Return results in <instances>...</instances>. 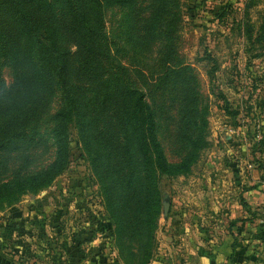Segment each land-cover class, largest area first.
Masks as SVG:
<instances>
[{
	"label": "rangeland",
	"instance_id": "1",
	"mask_svg": "<svg viewBox=\"0 0 264 264\" xmlns=\"http://www.w3.org/2000/svg\"><path fill=\"white\" fill-rule=\"evenodd\" d=\"M126 12L105 4L104 44L145 92L167 160L181 161L198 141L187 174L159 179L169 210L165 217L161 209L147 264H178L188 234L220 241L264 216V0H163L150 26L138 22L134 30ZM12 78L0 59V91ZM61 104L54 86L43 110L23 117L22 131L0 146V182L53 160L51 117ZM70 140L69 164L50 185L0 209V246L8 244L0 264L68 262L63 243L81 245L86 257L78 264H93V255L125 264L73 127ZM126 241L138 251L136 235Z\"/></svg>",
	"mask_w": 264,
	"mask_h": 264
},
{
	"label": "trees",
	"instance_id": "2",
	"mask_svg": "<svg viewBox=\"0 0 264 264\" xmlns=\"http://www.w3.org/2000/svg\"><path fill=\"white\" fill-rule=\"evenodd\" d=\"M107 3L125 7V20L134 30L138 22L150 26L163 0H0V59L13 77L0 91V146L22 131L23 117L43 110L54 86L62 100L51 117L53 160L40 171L0 182V209L50 185L67 168L73 127L99 184L104 213L116 225L122 261L147 264L162 209L159 179L187 174L199 146L194 140L184 159L167 160L145 92L104 44ZM13 228L7 224V237ZM134 235L138 251L126 241ZM80 246L63 243L68 262L61 264L85 259ZM90 261L105 263L96 255Z\"/></svg>",
	"mask_w": 264,
	"mask_h": 264
},
{
	"label": "crops",
	"instance_id": "3",
	"mask_svg": "<svg viewBox=\"0 0 264 264\" xmlns=\"http://www.w3.org/2000/svg\"><path fill=\"white\" fill-rule=\"evenodd\" d=\"M249 222V229L232 230L220 241L201 232L195 238L188 234V240L182 239L185 255L178 264H264V216L256 215ZM188 232L185 229L178 236Z\"/></svg>",
	"mask_w": 264,
	"mask_h": 264
},
{
	"label": "water",
	"instance_id": "4",
	"mask_svg": "<svg viewBox=\"0 0 264 264\" xmlns=\"http://www.w3.org/2000/svg\"><path fill=\"white\" fill-rule=\"evenodd\" d=\"M162 207H163V214L165 217H167L168 215V210H169V202L167 200H164L162 203Z\"/></svg>",
	"mask_w": 264,
	"mask_h": 264
}]
</instances>
